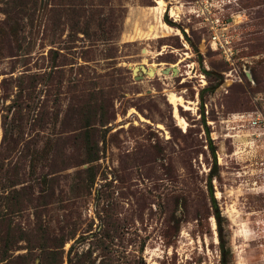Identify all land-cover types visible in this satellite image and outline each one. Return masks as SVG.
I'll use <instances>...</instances> for the list:
<instances>
[{
    "label": "rangeland",
    "instance_id": "374dc122",
    "mask_svg": "<svg viewBox=\"0 0 264 264\" xmlns=\"http://www.w3.org/2000/svg\"><path fill=\"white\" fill-rule=\"evenodd\" d=\"M164 1L0 0V264H264V0Z\"/></svg>",
    "mask_w": 264,
    "mask_h": 264
},
{
    "label": "bare ground",
    "instance_id": "6f19581e",
    "mask_svg": "<svg viewBox=\"0 0 264 264\" xmlns=\"http://www.w3.org/2000/svg\"><path fill=\"white\" fill-rule=\"evenodd\" d=\"M158 3H159V6H158V8H157L156 13H157V14H161L162 11L164 10L165 1H164V0H158ZM172 12H173V14H176V12H175L174 10H172ZM158 20H159V19H158ZM160 20H161V19H160ZM166 26H167V25H166ZM158 29H159V28H158ZM149 68H150L151 74H153V73L159 71L158 69H155L153 66H151V67H149ZM166 68H167V67H166ZM171 68H174V74H177V73L179 72V70H180V67H179L178 64L172 65ZM162 70H163V69H162ZM169 75H170V74H169ZM170 96H171V95H170ZM171 100H172L173 102L180 101V104H181V105L183 104V105L186 107V109H191L190 106H188L187 104L183 103V98L180 97V96H176V95L173 94V95L171 96ZM178 104H179V103H178ZM175 108H176V113H177L178 117L181 119L180 121H183L184 123H186L185 120L179 115V107L176 105ZM176 117H177V116H176ZM250 143H251V142H250Z\"/></svg>",
    "mask_w": 264,
    "mask_h": 264
},
{
    "label": "trees",
    "instance_id": "16d2710c",
    "mask_svg": "<svg viewBox=\"0 0 264 264\" xmlns=\"http://www.w3.org/2000/svg\"><path fill=\"white\" fill-rule=\"evenodd\" d=\"M212 197L214 198L213 190H212ZM214 200H216V199L214 198ZM215 208H216V216H217L218 222L220 224L221 223V212L219 210V207H218L217 203H215ZM220 240H221L220 243H221L222 252H223V254H225L226 253V245H225L224 237L221 236ZM4 260H5V258H3V256L1 255L0 261L2 262Z\"/></svg>",
    "mask_w": 264,
    "mask_h": 264
},
{
    "label": "water",
    "instance_id": "95a60500",
    "mask_svg": "<svg viewBox=\"0 0 264 264\" xmlns=\"http://www.w3.org/2000/svg\"><path fill=\"white\" fill-rule=\"evenodd\" d=\"M134 70H135V72L139 71L140 73H147L150 75H154L156 73L155 72V73L151 74L150 68H148L145 65L136 66ZM163 72L164 73H171V72L174 73V68L168 67L167 69L163 70Z\"/></svg>",
    "mask_w": 264,
    "mask_h": 264
},
{
    "label": "built area",
    "instance_id": "2783aa9c",
    "mask_svg": "<svg viewBox=\"0 0 264 264\" xmlns=\"http://www.w3.org/2000/svg\"><path fill=\"white\" fill-rule=\"evenodd\" d=\"M213 44H215L216 48H218V46H220L224 51H226L224 42L221 40L217 30H215L214 34H213ZM228 60H230V58ZM203 77L205 79L204 75H203ZM202 81L205 82V80H202Z\"/></svg>",
    "mask_w": 264,
    "mask_h": 264
}]
</instances>
